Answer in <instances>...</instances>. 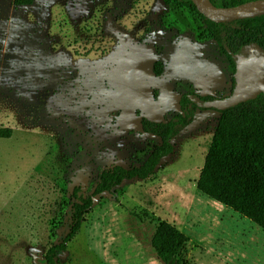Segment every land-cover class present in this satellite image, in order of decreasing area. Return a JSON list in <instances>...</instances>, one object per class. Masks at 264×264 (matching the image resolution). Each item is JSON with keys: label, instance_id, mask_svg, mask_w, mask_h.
Returning <instances> with one entry per match:
<instances>
[{"label": "rangeland", "instance_id": "1", "mask_svg": "<svg viewBox=\"0 0 264 264\" xmlns=\"http://www.w3.org/2000/svg\"><path fill=\"white\" fill-rule=\"evenodd\" d=\"M233 77L202 19L162 0H0V128L13 129L0 139V264H46L75 189L91 195L105 168L141 166L160 145L141 118L169 120L186 92L224 99ZM220 116L198 111L154 175L95 198L60 264H163L160 222L188 237L173 264H264V231L197 189Z\"/></svg>", "mask_w": 264, "mask_h": 264}, {"label": "trees", "instance_id": "2", "mask_svg": "<svg viewBox=\"0 0 264 264\" xmlns=\"http://www.w3.org/2000/svg\"><path fill=\"white\" fill-rule=\"evenodd\" d=\"M216 8H229L256 0H209ZM166 6L175 5L195 12L203 21L207 40L214 41L233 73L238 57L264 59V13L224 23H214L201 15L191 0H162ZM33 0H14L16 7L30 6ZM154 74H162V63L154 64ZM264 77V68H261ZM235 89L232 78L231 94ZM227 98V97H226ZM186 92L179 99L180 113L165 122L141 118L143 133L156 136L161 143L147 160L138 167L105 168L89 196L75 189L70 208L69 230L64 239L51 247L45 256L46 264H60L58 257L67 251V245L80 231L84 215L91 210L94 199L111 193L126 181H145L155 174L162 161L175 152L174 140L195 120L197 111H207L205 104L216 100ZM225 99V98H224ZM219 112V111H217ZM220 119L197 181L198 191L209 199L234 211L264 231V95L235 107L221 111ZM13 129L0 128V139H9ZM188 237L176 226L160 222L151 244L157 259L163 264H173L185 247Z\"/></svg>", "mask_w": 264, "mask_h": 264}, {"label": "water", "instance_id": "3", "mask_svg": "<svg viewBox=\"0 0 264 264\" xmlns=\"http://www.w3.org/2000/svg\"><path fill=\"white\" fill-rule=\"evenodd\" d=\"M197 11L214 23H224L248 16L264 13V0H256L229 8H216L210 1L206 6L202 0H191ZM256 13H252L255 12ZM264 59L253 56L251 59L238 57L234 73L235 89L225 99H216L205 104L207 110L225 111L253 99L258 94L264 95V77L261 68Z\"/></svg>", "mask_w": 264, "mask_h": 264}, {"label": "bare ground", "instance_id": "4", "mask_svg": "<svg viewBox=\"0 0 264 264\" xmlns=\"http://www.w3.org/2000/svg\"><path fill=\"white\" fill-rule=\"evenodd\" d=\"M202 2H203L206 6H210L208 0H202ZM252 13H256V11H255V12H252ZM216 203H217V202H216ZM218 204H219V203H218ZM220 205H221V204H220Z\"/></svg>", "mask_w": 264, "mask_h": 264}, {"label": "crops", "instance_id": "5", "mask_svg": "<svg viewBox=\"0 0 264 264\" xmlns=\"http://www.w3.org/2000/svg\"><path fill=\"white\" fill-rule=\"evenodd\" d=\"M197 112H198V111H197ZM197 112H196V113H197Z\"/></svg>", "mask_w": 264, "mask_h": 264}]
</instances>
